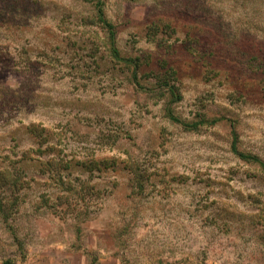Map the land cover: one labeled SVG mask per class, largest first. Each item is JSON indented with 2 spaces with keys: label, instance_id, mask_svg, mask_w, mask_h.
Listing matches in <instances>:
<instances>
[{
  "label": "rangeland",
  "instance_id": "rangeland-1",
  "mask_svg": "<svg viewBox=\"0 0 264 264\" xmlns=\"http://www.w3.org/2000/svg\"><path fill=\"white\" fill-rule=\"evenodd\" d=\"M210 3L1 2L0 264H264V0L228 35L203 31ZM41 155L110 162L61 170L93 185L64 197Z\"/></svg>",
  "mask_w": 264,
  "mask_h": 264
},
{
  "label": "trees",
  "instance_id": "trees-1",
  "mask_svg": "<svg viewBox=\"0 0 264 264\" xmlns=\"http://www.w3.org/2000/svg\"><path fill=\"white\" fill-rule=\"evenodd\" d=\"M2 1L3 0H0V4ZM243 1L245 0H211V3L209 4L211 7L206 8V9H204V6L202 5L201 11L203 12V15L205 14L204 19L206 23V24H203L205 26L203 31L207 35H228L229 33H231V31L229 30L230 25L225 27V24L222 22V20L227 17L229 20H231L233 17L237 16L238 8ZM224 8H226L227 11H225ZM97 16L100 22H102V24L104 26H107L109 29L108 31L109 33L108 35V44H109L108 45L109 46L108 55L109 57L112 60L123 62L126 65L133 64V75L132 76L136 78V74H137L136 66L138 64L136 62H133L131 58L124 57L120 54L119 50L115 46L114 31L111 30V24H109V22H107L103 18L101 10H99V12L97 13ZM1 18H4V17H0V21H1ZM239 33L240 32H237V34ZM234 34H236V32H234ZM248 34L252 35V33H249V32ZM170 88H171L170 92L174 94L175 92L174 90H172V88L177 89V87L173 85V87H170ZM176 94H177L176 95L177 98L181 97V95L178 92H176ZM167 114H169L170 118L175 119L177 121V119L173 117L170 113H167ZM207 122L208 121L205 119V117L201 115L198 121H194L188 125L191 127H194V126L196 127L198 124H204ZM27 129L31 131V133L36 137V141L38 142V147L36 151H38L39 154L45 153V151H47L50 147H52V143L50 144V142L48 141V135L46 134V131L44 130L43 126H39L38 124L37 125L30 124L27 126ZM42 144H45V147H43V149L41 148ZM232 151L235 154H237L239 157L255 159V157L252 155H245L244 153H241L240 151H238V149L235 146L234 141L232 143ZM39 162H40L41 170L49 172L51 182L56 184L61 189V191L65 192L64 197H68L70 195L75 196V197H80L83 195L82 188L86 187L88 190H92L93 185H90L87 181L80 182L79 185L72 184L69 180L67 181V179L62 177L61 170L68 169L72 165H77V166H80L90 171H92L93 168L101 170V169L106 168L109 165L110 161H107V159H104V158L99 159V160L92 159L91 161H86L82 159H68V160L66 159L65 160L63 158L56 159V157L54 158L53 156H47V158L46 157L44 158L41 155V157L39 158ZM122 162H123L122 167L124 166L123 167L124 169H127L133 173V176H131L129 179V183L131 184V186L136 185L137 187L141 188L143 176L139 170V166L137 165V162H134V160H132L131 158L124 159ZM262 167L264 171L263 163H262Z\"/></svg>",
  "mask_w": 264,
  "mask_h": 264
},
{
  "label": "crops",
  "instance_id": "crops-1",
  "mask_svg": "<svg viewBox=\"0 0 264 264\" xmlns=\"http://www.w3.org/2000/svg\"><path fill=\"white\" fill-rule=\"evenodd\" d=\"M69 264H74V263H69Z\"/></svg>",
  "mask_w": 264,
  "mask_h": 264
}]
</instances>
